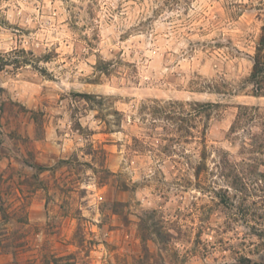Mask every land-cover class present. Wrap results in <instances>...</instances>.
I'll return each mask as SVG.
<instances>
[{"label":"clouds","instance_id":"clouds-1","mask_svg":"<svg viewBox=\"0 0 264 264\" xmlns=\"http://www.w3.org/2000/svg\"><path fill=\"white\" fill-rule=\"evenodd\" d=\"M0 264H264V0H0Z\"/></svg>","mask_w":264,"mask_h":264},{"label":"rangeland","instance_id":"rangeland-1","mask_svg":"<svg viewBox=\"0 0 264 264\" xmlns=\"http://www.w3.org/2000/svg\"><path fill=\"white\" fill-rule=\"evenodd\" d=\"M18 3L24 4L25 3V0H18ZM150 55H152V54L151 53H147L145 58L147 59V57L150 56ZM44 59H45V61H47L49 59V57H44ZM85 98L86 99H92L91 97H85ZM75 127H78V125H76ZM140 227H141V230H146V221H142Z\"/></svg>","mask_w":264,"mask_h":264}]
</instances>
